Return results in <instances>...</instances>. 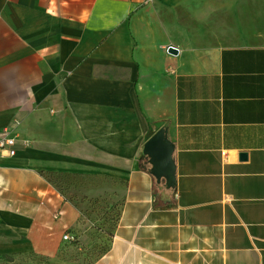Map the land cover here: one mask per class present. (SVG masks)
Wrapping results in <instances>:
<instances>
[{
	"label": "crops",
	"instance_id": "obj_1",
	"mask_svg": "<svg viewBox=\"0 0 264 264\" xmlns=\"http://www.w3.org/2000/svg\"><path fill=\"white\" fill-rule=\"evenodd\" d=\"M196 20L207 0H0V131L16 149L0 152V263L83 264L59 255L79 228L56 189L69 175L107 179L85 195L120 207L89 264H264V45L216 43ZM160 127L170 189L142 154Z\"/></svg>",
	"mask_w": 264,
	"mask_h": 264
},
{
	"label": "rangeland",
	"instance_id": "obj_2",
	"mask_svg": "<svg viewBox=\"0 0 264 264\" xmlns=\"http://www.w3.org/2000/svg\"><path fill=\"white\" fill-rule=\"evenodd\" d=\"M165 20L170 23V16ZM189 28L191 33L206 34L207 39L216 43L264 45V0H207V20H196ZM55 182L58 192L78 205L80 211L79 228L65 231L74 235V240L64 243L59 255L67 260H81L83 264H89L108 248L120 207L118 202L103 197L90 198L85 192L91 186L107 187L111 182L69 175L57 176ZM79 233L85 236L83 242ZM26 260L20 258L18 263ZM11 263L8 259L0 264Z\"/></svg>",
	"mask_w": 264,
	"mask_h": 264
},
{
	"label": "water",
	"instance_id": "obj_3",
	"mask_svg": "<svg viewBox=\"0 0 264 264\" xmlns=\"http://www.w3.org/2000/svg\"><path fill=\"white\" fill-rule=\"evenodd\" d=\"M167 51L177 54L174 46H168ZM174 144L169 140L166 127L158 128L143 144L142 154L150 165L148 171L158 184L164 179L166 189L174 188L176 184L175 162L173 158Z\"/></svg>",
	"mask_w": 264,
	"mask_h": 264
},
{
	"label": "built area",
	"instance_id": "obj_4",
	"mask_svg": "<svg viewBox=\"0 0 264 264\" xmlns=\"http://www.w3.org/2000/svg\"><path fill=\"white\" fill-rule=\"evenodd\" d=\"M7 151L9 155L14 154L16 151L15 149V138L11 134H9L7 131H0V152L1 151ZM234 155L231 156L233 158ZM74 235H72L69 232H65L62 235V241L63 243H72L74 240Z\"/></svg>",
	"mask_w": 264,
	"mask_h": 264
}]
</instances>
